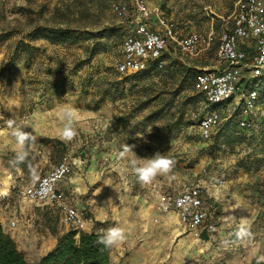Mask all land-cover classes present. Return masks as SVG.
I'll return each instance as SVG.
<instances>
[{"label": "rangeland", "instance_id": "rangeland-1", "mask_svg": "<svg viewBox=\"0 0 264 264\" xmlns=\"http://www.w3.org/2000/svg\"><path fill=\"white\" fill-rule=\"evenodd\" d=\"M146 2L151 8L157 7L165 19L175 22L181 33L212 30L213 40L210 48L197 56L182 53L169 41L162 52L164 65L153 70V75L143 78L141 83L156 81L165 65L173 60L195 70L214 64L218 36L230 27L227 16L236 0ZM116 3H125L126 11L121 14L113 11ZM17 7H23V13H14ZM55 9L60 13L56 12L58 14L51 20L49 15ZM0 12V32L9 31L12 35L0 43V60L19 35L37 48L35 56L28 57L29 60L22 58L17 70L8 78L0 72V180L4 171L14 175L13 170L19 161L24 170L21 181L26 184L36 180L46 169L47 162H37L35 150L49 147L51 155L53 153L59 159L70 154L83 156L88 163L91 161L98 172L92 186L100 188L103 208L106 203H123L126 197L133 199L135 194L150 197L156 207L161 191L197 187L215 230L208 233L209 240L204 241L199 250L190 253V258L180 264L264 262V227L253 223L256 210L250 202L251 189L247 186L251 176L237 166V159L249 146L245 143L230 148L222 143L221 137L214 139L218 126L213 128L210 136L200 135L198 114L210 111V106L203 104L194 82L181 89L174 98L176 103L181 101V95H197L184 105L180 123L171 126L164 117L144 120L148 108L132 114L131 106L144 95L137 88L128 90L127 85L123 88L120 84L117 88L110 85L128 74L118 71L116 65L121 58L122 39L133 26L130 20L135 11L129 0H0ZM56 21L81 26L88 31V37L75 44L51 43L43 38L28 39L27 34L33 26L56 24ZM148 21L158 27L154 14ZM94 39L98 42L91 53ZM246 41L248 51L252 52L251 40ZM247 73L243 70L242 75ZM107 87L109 89L104 94ZM111 93L116 100H111ZM242 96L244 93H239L226 104L214 108L221 123L237 108H242ZM64 106L73 107L79 117L74 121L77 135L71 141L41 133L43 126L50 129L54 125L62 130L63 122L58 114ZM240 116L247 117L251 123L248 129H243L246 137L253 133L257 139L264 131V103L256 101L253 108L243 111ZM125 145H135L133 151L140 164L144 163L140 158H150L159 152L175 160V166L171 172L157 175L154 183L142 185L131 169L132 154L120 156ZM129 205L135 207L136 204ZM86 206L77 207L85 220L90 215ZM58 218V210L50 212L48 219L53 227ZM94 224L104 233L113 223L105 220ZM110 264H115L111 258Z\"/></svg>", "mask_w": 264, "mask_h": 264}, {"label": "built area", "instance_id": "built-area-1", "mask_svg": "<svg viewBox=\"0 0 264 264\" xmlns=\"http://www.w3.org/2000/svg\"><path fill=\"white\" fill-rule=\"evenodd\" d=\"M135 14L132 29L121 42V58L117 69L131 73L146 68L150 61L160 68L164 64L161 55L169 41L184 54L197 56L208 50L212 44L213 31H187L181 33L175 22L159 14L157 7H149L146 0H129ZM118 14L127 9L125 3L112 7ZM154 14L158 28L151 27L148 19ZM230 27L221 31L214 49L213 67H202L194 76V86L209 104L222 102L239 94V80L243 70L257 75L264 70V0H236L231 13L227 16ZM252 42V52L243 47L246 40ZM243 99L244 111L254 107L257 100L255 89L246 91ZM220 121L217 110H210L198 120L202 137L210 136ZM245 121L240 120V125ZM83 162L82 158H79ZM72 169L71 158L64 154L59 161L42 173L35 183L19 189V194L34 204H51L59 212L61 223L77 231L85 226L83 213L71 204L65 193L57 188V183ZM156 180L153 179L151 183ZM5 197L0 192V201ZM157 209L160 213L173 211L181 224L193 236L199 237L202 229L215 230V224L208 219L200 189L184 187L176 191H161L158 195ZM14 226V221H10Z\"/></svg>", "mask_w": 264, "mask_h": 264}, {"label": "trees", "instance_id": "trees-1", "mask_svg": "<svg viewBox=\"0 0 264 264\" xmlns=\"http://www.w3.org/2000/svg\"><path fill=\"white\" fill-rule=\"evenodd\" d=\"M16 12L18 14L23 13V7H17V11H14V13ZM56 12L60 13V10L55 9V11L50 13L49 18L51 20L58 14ZM56 22V24L33 26L27 34L28 39L43 38L51 43L75 44L88 37V31L81 26L62 24V21ZM11 36L9 31L0 32V43L11 38ZM97 42V39H94L90 50L91 53L95 50ZM36 49L34 45L24 41L23 35H19L14 39L10 50L0 60V72L8 78L17 70L19 61L22 58L29 60L28 57L33 58L35 56L34 51ZM161 57L164 60L162 55ZM155 69H158L155 66V62L150 61L146 68L123 75L117 79L118 82L110 85H115V88L119 84L122 88L127 85L128 90L137 88V90L144 93L143 98L140 96L137 102L131 106L130 111L132 114L148 108L147 113L143 116L144 120H155L164 117L169 121L168 126L178 125L184 113V105L194 100L197 95H181V101L176 103L174 98L179 95L181 89L191 86V83L193 84L194 76L198 69L195 70L181 61L173 60L165 65L164 70L156 81H150L146 84L141 83L143 78L152 76ZM107 89L109 88L107 87L103 90L104 94ZM249 89H255L257 92L256 101L264 103V70L257 75H252L248 72L241 76L239 93L245 94ZM120 90L122 92V89ZM199 94L203 104L210 106V110H216L214 108L226 104L234 97H229L219 103L209 104L203 94L201 92ZM116 99L114 94L111 95V100ZM241 100L242 108H237L226 121L218 122L215 126H218V130L213 135V138L221 137L222 143L230 148L236 144L242 145L245 143L249 146L247 151L237 159V166L251 176L247 186L251 189L250 202L256 210L253 223L264 227V169H261V166H264V131L259 134L257 139L253 133L246 137L243 129H248L251 123L247 117L240 116L244 111L243 99L241 98ZM206 112L207 110L198 114L197 123ZM240 120L245 121V124L242 125L243 127H239ZM55 141L60 142L59 140ZM103 234V232L69 229L58 235L53 247L41 255L34 264H110V248H104L98 243V237ZM202 236L206 237V233L203 232ZM0 264H30L22 251L17 248L12 237L3 230L1 225ZM261 264H264V262H261Z\"/></svg>", "mask_w": 264, "mask_h": 264}, {"label": "crops", "instance_id": "crops-1", "mask_svg": "<svg viewBox=\"0 0 264 264\" xmlns=\"http://www.w3.org/2000/svg\"><path fill=\"white\" fill-rule=\"evenodd\" d=\"M151 27L158 28L152 25ZM243 47L248 51L247 45L243 44ZM202 67H213V64ZM41 133L60 139L61 130L54 125L50 129L43 126ZM50 152L51 149L47 147L36 149V155L33 153L37 162H47L43 173L59 161L58 156L55 157ZM68 155L72 169L56 186L69 197L73 205H87L90 215L85 220L83 230L102 232V228H97L94 223L105 220H110L112 226L125 230V242L110 248V258L115 264H180L190 258V253L199 250L204 241L209 240L207 235L211 231L202 229L199 237L193 236L187 227L180 223L175 212L160 213L150 197L135 194L133 199L126 197L123 203H106L103 208V194L100 188L92 186L98 178V172L91 161L86 162V158L80 155ZM79 158H82L83 162H80ZM22 164L17 162L13 170L14 175L4 171L3 179L0 180V192L5 195L0 201V225L12 237L28 263L34 264L53 247L56 237L67 231V227L59 221L60 217L57 225L53 227L48 218L50 212L57 210L51 204H34L19 194V189L35 183L38 179L37 177L30 183H23ZM130 203H135V207L129 205ZM154 219L157 222H154ZM10 221H14V226L10 225ZM203 232L206 237L202 236Z\"/></svg>", "mask_w": 264, "mask_h": 264}, {"label": "clouds", "instance_id": "clouds-1", "mask_svg": "<svg viewBox=\"0 0 264 264\" xmlns=\"http://www.w3.org/2000/svg\"><path fill=\"white\" fill-rule=\"evenodd\" d=\"M58 118L63 122L60 139L63 141H71L77 135L74 128V121L79 119L76 110L71 106H64L58 114ZM134 147L135 145H125L120 156L123 157L125 153L132 154L134 158L130 161L131 169L137 181L142 185L150 184L157 175L171 172L175 166V160L159 152L150 158H140L144 160V163L140 164L138 159L135 158L137 155L133 151ZM19 159L22 160L23 157ZM125 240V230L119 226L107 228L104 234L98 237V243L104 248H111L112 246L122 244Z\"/></svg>", "mask_w": 264, "mask_h": 264}]
</instances>
